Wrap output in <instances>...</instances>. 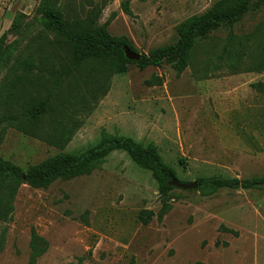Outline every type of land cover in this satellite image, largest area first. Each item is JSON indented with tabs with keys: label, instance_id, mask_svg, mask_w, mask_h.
Masks as SVG:
<instances>
[{
	"label": "rangeland",
	"instance_id": "rangeland-1",
	"mask_svg": "<svg viewBox=\"0 0 264 264\" xmlns=\"http://www.w3.org/2000/svg\"><path fill=\"white\" fill-rule=\"evenodd\" d=\"M216 1L50 0L68 22L97 12L95 31L106 27L127 36L140 54L175 44L179 26ZM43 2L0 0V91L9 92L22 74L23 68L13 71L17 59L31 55L40 65L68 51L48 28ZM16 18L19 28L13 27ZM263 23L264 9L247 16L235 33L242 37ZM226 37L221 29L201 39L182 73L174 60L147 68L128 63L122 73L93 66L104 76L105 91L80 112V125L64 149L1 124L0 157L26 169L59 153L79 154L106 132L155 144L181 182L264 177V93L251 86L264 82V68L249 71L258 56L253 50L242 51L232 67ZM36 83L37 95L67 86L38 75L19 96L18 108L33 96ZM164 199L169 209L160 220ZM14 205L12 219L0 220V264H31L33 230L49 243L36 264H264V186L214 194L175 187L164 196L153 172L122 151L112 152L90 175L48 188L24 184ZM142 210L155 213L148 224L139 219Z\"/></svg>",
	"mask_w": 264,
	"mask_h": 264
},
{
	"label": "trees",
	"instance_id": "trees-1",
	"mask_svg": "<svg viewBox=\"0 0 264 264\" xmlns=\"http://www.w3.org/2000/svg\"><path fill=\"white\" fill-rule=\"evenodd\" d=\"M43 6L48 28L62 37L68 51L39 60L40 65L31 55L17 59L13 71L23 68V72L9 92L0 91V125L8 124L59 149H64L72 140L80 125V112L89 109L105 91L104 76H97L93 66L122 73L128 63L147 68L160 67L166 60H174V68L182 73L191 64L192 52L197 43L213 32L224 29L227 31L225 52L232 67L238 65L237 59L242 56V51L253 50L258 56L257 59L251 58L249 71L264 68V23L242 37L235 33L236 26L247 16L264 9V0H218L206 13L192 16L179 26L180 38L175 44L157 48L149 54L141 53L139 61L129 60L125 55V47L139 53L127 36H114L106 27L94 30L97 12L90 13L85 19L68 22L62 11L55 9L50 0H44ZM13 27H20L19 18L14 20ZM237 73L233 71V74ZM38 75L48 77L56 87L64 83L67 86L61 93L37 95L39 84L36 83L33 96L22 108H18L19 96L31 90L30 86L35 83ZM251 86L264 93L263 81L254 82ZM114 151L127 153L139 167L152 171L164 196H168L170 190L175 188L169 185V180L172 175L176 177V174L165 163L155 144L143 146L131 137L104 132L98 143L79 154L59 153L38 164L29 165L26 169L0 157V220L12 219L16 196L24 184L32 188H48L57 180L90 175ZM197 181V190L204 194H214L223 188L251 190L264 186V177L239 179L212 175L200 177ZM168 209V201L164 199L158 214L160 220ZM154 216L152 210H142L139 219L148 224ZM3 242L4 238L1 244ZM48 247V241L33 230L30 263L36 264Z\"/></svg>",
	"mask_w": 264,
	"mask_h": 264
},
{
	"label": "water",
	"instance_id": "water-1",
	"mask_svg": "<svg viewBox=\"0 0 264 264\" xmlns=\"http://www.w3.org/2000/svg\"><path fill=\"white\" fill-rule=\"evenodd\" d=\"M125 55L129 60H132V61H139L141 59V54L137 53L130 47H125ZM169 185L180 188V189H184V190L198 189L199 187L198 181L185 183V182L179 181L177 177L173 175L170 177Z\"/></svg>",
	"mask_w": 264,
	"mask_h": 264
}]
</instances>
